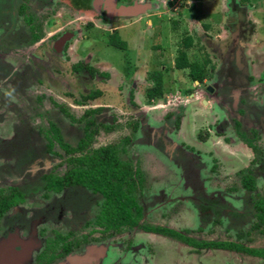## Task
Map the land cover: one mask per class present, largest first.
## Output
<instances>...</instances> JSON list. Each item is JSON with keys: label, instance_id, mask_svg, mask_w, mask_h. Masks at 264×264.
Masks as SVG:
<instances>
[{"label": "flooded vegetation", "instance_id": "obj_1", "mask_svg": "<svg viewBox=\"0 0 264 264\" xmlns=\"http://www.w3.org/2000/svg\"><path fill=\"white\" fill-rule=\"evenodd\" d=\"M65 1L66 0H0V88L2 86L1 82L9 86L16 85L17 87H14V89H20L22 87L26 88L28 84L33 82L40 84L44 80L50 81L52 78L55 80L57 76L63 77L62 74L64 73H62V69L68 64V66H70L68 76L73 79V82H68V85L65 84L69 90H64L63 96L79 98L75 101V106L73 108L76 110L84 109L83 114L76 119L66 108L64 109L59 106L60 110L68 114L67 116L72 121H76L77 124L82 126L76 146L71 145L65 140L60 126L54 123V121L50 122V127L47 129V132H43L47 143V154L54 153L56 145L66 154L65 164L67 169L64 172H60L59 169H53V167L47 170L49 167L48 162L52 160L46 157V154L39 159L32 160L33 164L31 165V170L28 171L25 169V172L34 174L37 170H33L32 166L36 167L40 163H45L46 165V168L41 172L40 176L34 174L35 177H33L31 183H35L36 185L33 186L30 184V189L22 187L19 182L14 184V179L5 176L9 179L6 178L7 180L3 181L9 182L10 185L7 189L0 188L2 198L7 197L10 199L14 194L18 193H21V197L17 204L11 205L4 214L0 216V233L2 232V224L5 226V230L0 234V264H106L107 261L110 264H130L132 260H136V257L133 255L139 251L137 247L135 248L132 245L131 241L126 242V248L124 250H121V244L112 243L115 239H118L114 234L120 233L124 229H135L141 225L145 208L141 206L137 198L138 192L143 188V184H138L139 181H137L138 185L134 190V195L136 196L139 206L142 208V217L140 218L138 226H125L119 231L106 230L104 227L97 225L96 220L99 215L98 213L93 219V225L96 229L98 228L97 230L103 233H99L100 235H89L85 233L79 236L77 232L73 230L65 232L58 228H49V225L55 226L61 223L60 221L62 218H65L64 211L63 213H59L57 219L51 220L45 216L44 212L39 213L37 217H35L34 214L24 209V206L27 205L28 202L29 204L37 203L36 200L39 197L43 200H49L52 196H59L67 190L70 191L74 188L90 191L92 195L100 197V195L93 193L90 189L82 185L63 184L60 190L49 188V182L55 180V178L66 182L67 174L72 172L75 167L80 166L78 162H71L72 159L81 158L88 154V152L98 149L93 148V144L96 136L100 134V132L111 133L114 130L112 124L105 122L100 117L103 113V109H100L101 107H94L92 104L103 96L102 91L98 88V84L109 82L114 77L110 70L105 72L99 71L98 65L108 64L113 71H116V77L121 82L117 90L120 92L125 91L130 98L133 97L136 90L140 87L134 82L131 85H126L131 77L134 76L135 68H143L145 66L148 68L144 73V77H142L143 81H141V84L144 83L145 85L144 93L146 96L147 91L152 89L155 85L154 76L158 73H164V81V76L166 73L169 74L172 68H163L162 65L159 64L157 69L150 70L149 66L141 64L142 62H135L134 66L128 61L127 66L129 68L127 70H116L111 63H103L96 54L106 49V47L121 50L126 54L131 53L130 45L128 41H126V35H129L131 25L145 21L147 25H149L148 28L155 30L154 34L159 38V36L163 34L161 30H156L159 27L158 22L161 18L160 9L166 7L165 14L173 15L170 21L175 30V28L178 29L182 20L176 19L174 16L177 14L180 15V9L186 8L189 13L187 17H190L191 13L195 10V5H189L187 3L179 4L181 0H70L71 9L69 13L71 17L70 20H66L63 16L65 14L62 13L65 7ZM249 2L252 3V0H231V2L226 5V9L222 7V16L220 17L218 26H216V30H223L224 32L214 36L215 42L211 40L215 28L210 24H201L202 33L197 32V37L187 32L183 34L184 36L188 35L193 38V46L188 50L190 60L198 61L199 59L201 64L206 63V71L204 78L199 81L194 80L190 76L189 70L188 75L192 84L191 88H179L176 94L169 91L171 95H177L183 92L187 95L188 99H190L189 102L193 103L186 105L185 109L178 107L166 113L163 125H167L166 122L169 121L171 127L170 129L161 127L164 129V132L157 133V145L152 144L154 149L156 148L158 151L164 150L161 155L168 153V146H171L172 149L176 151L174 156H179L180 153H182L187 159H192V156L201 159V151L196 148V145H191L184 153L182 150L183 145L180 144L179 147L178 143L168 139L169 132L172 133L173 131H179L181 129L180 121L182 119L188 118L189 122L191 121L194 126H198L200 120L204 119L203 113L199 112L198 108L196 109L198 112L195 110V112H197L196 114L193 112L194 109L192 108H196L195 102L197 101L203 110H210L209 115L213 116L212 118L214 119V121H209L206 125L199 123L200 127L198 126L197 137L201 139L200 141L202 143L206 144V142L210 140L212 132L216 134V136L218 135L219 138H224V141L230 139V142L232 137H227V132L233 131L235 139L246 146L247 149L251 150L254 155L252 162L255 161V157L258 155L262 156V160L264 159V151H262V153L259 148L261 132L264 136V32H262L263 34L260 36L259 34L261 32L259 33L257 21L249 17L251 14L248 9L250 7ZM168 6L171 8L169 9ZM78 10L91 11L93 13V15H88L89 19L84 28L81 27L82 23H79V26L74 25L80 18V16H77ZM44 11L48 14L43 20L41 18V13ZM182 18L184 19L185 17L183 16ZM56 23H58V27ZM55 27L57 28L55 29ZM79 36H81L80 47H76L77 44L72 41L79 43ZM171 39L174 38L172 37ZM115 42H118L120 45ZM196 44H199L198 46H200V49H198ZM99 45L103 47L100 48ZM35 46H38V48ZM152 47L151 50H153V52H159L164 49L156 45V43H154ZM179 48L176 50V57L173 61L174 68H176L175 61ZM35 49L39 50V54L35 51L33 57L31 55L28 57L23 56V54L28 55L29 51ZM165 50L166 49H164V51ZM191 50H196L197 53L200 52L198 55L199 57L201 55V59H196L197 54L193 55L192 59L190 56ZM125 59L130 60L128 57ZM166 87L167 85L164 82L165 97L163 99L165 101L168 93ZM256 89H259V92L255 93ZM99 92H101L99 98H89L91 95ZM46 97H48L46 93L37 96L39 101H43ZM84 98L88 99L85 100ZM146 101L149 102L148 97H146ZM153 102L155 101H150V103ZM216 108L220 111V115L213 112ZM244 119L248 120L250 123L244 122ZM254 120L257 126L254 124L252 125L251 122H254ZM89 122L95 124L91 127V130L93 132L98 130V132L95 134L90 144L89 140L85 139L87 147L83 151L78 150L75 153H69L61 146L59 141L54 138L52 124L59 129L62 142L76 148L79 143L86 138L85 128ZM107 127L110 129L107 130ZM228 128L231 129L229 130ZM39 131L42 133V129ZM126 139L129 141L125 142ZM126 139L124 143L128 144L130 139ZM0 142H2V140H0ZM195 142L194 140V143ZM51 143L53 147L50 150L49 145ZM119 150L121 151V159L127 162L128 165L130 164L134 169L129 159H123V154L126 152L125 147L119 148ZM165 155L167 156V154ZM176 160L177 159L172 161L181 167L179 161ZM239 162H243L242 159L239 158ZM259 162L256 168L243 166L238 173H236L242 187L247 193H250L249 198H251L252 193L257 188V178L262 175V169H258ZM19 167L20 166H18V168ZM180 169H182V167ZM134 170L136 171L139 169ZM11 172L14 173L15 170L11 169ZM181 176H183V174H181ZM248 178L252 183L250 189H247L244 185ZM0 184H2V182ZM263 199L264 193L257 201L247 202L245 200L246 202L243 203L247 205V207L244 214L237 209L236 205L228 203L227 207L226 202L223 201V203H219V201L216 200L215 204L220 209L214 211V215L218 218H216L213 223L219 224L221 223L220 218H225V220L237 230L242 216L253 213L254 219L258 221L255 223L254 228L258 229L264 227V219L262 218L264 212L258 209L259 206L262 205L260 201ZM102 202L103 201H96L97 207L100 209ZM4 221L7 224L4 223ZM87 225H89V223H87ZM147 227L166 229L165 227L158 226ZM143 230L146 233L161 235L168 238L170 241L175 240L184 246L193 248V257L202 256L200 252L204 250H219L225 253L245 254L249 259L256 258L264 261L263 257L250 255L244 250L227 249L223 246L225 244H234L240 248L253 249L240 243L227 241H197L183 233L168 229L186 237V239L191 240L192 243L181 240L175 236L149 231L146 229V226ZM243 236L244 235H240V238L243 239ZM219 244L221 245L220 247L212 246ZM171 248H173L174 251L177 249L181 250L180 247L177 246ZM132 251L135 254H131ZM139 252L141 253V251ZM159 253V248H157L155 244H151V249L150 251L148 250V256L144 255L146 256L145 258L142 256L145 260L144 263L151 261L158 264ZM110 254L112 257L109 256ZM126 259L130 261L123 263ZM242 261L243 260L239 259L237 262L239 264L247 263H243ZM135 262L137 263V260Z\"/></svg>", "mask_w": 264, "mask_h": 264}, {"label": "rangeland", "instance_id": "obj_2", "mask_svg": "<svg viewBox=\"0 0 264 264\" xmlns=\"http://www.w3.org/2000/svg\"><path fill=\"white\" fill-rule=\"evenodd\" d=\"M70 2V0H66L64 2V11L62 10L66 20H70L71 17L69 13L71 9ZM230 2L231 0H181L179 4H194L195 10L190 17H187V15L189 16L188 9H180L181 14H177L174 17L182 20V23L175 30L170 21L173 15L165 14L166 7L164 6V9L159 10L161 18L158 22L159 27L156 29L161 30L163 33L159 38L154 34L155 30L148 28L149 25L145 21L134 23L130 26L129 35H126V41L130 45L131 53L126 54L121 50L106 47V49L96 54L103 63H111L116 70H127L129 68L127 66L128 61L133 65L135 62H142L141 64L148 65L150 70L157 69L159 64L163 68H172L170 73H166V77L164 76L168 91L166 101L159 99L150 103L146 101L145 85L143 82L141 84V81H143L142 77H144V73L148 69L146 66L133 68L135 71L134 76L131 77L126 85H131L134 82L140 87L136 90L133 97L130 98L125 91L120 92L117 90L121 82L116 77V71H113L108 64L98 65L99 71L110 70L114 77L109 82L98 84L103 96L92 104L94 107L103 109L100 117L105 122L112 124L114 130L111 133L100 132L94 140L93 148L111 144L118 145L119 148L125 147L126 152L123 154V159H129L134 169H139L144 177L143 188L137 194L139 203L145 208L141 225L135 229H124L120 233L114 234L118 239L112 242L118 245L121 244V250H124L126 242L131 241L132 245L141 251V253L138 251L136 254L133 251L131 252V254H135L133 256L136 257L138 264H155L151 261L144 263L145 260L142 258L144 255L148 256L151 244H155L160 250L158 264H239L237 262L239 259L243 260V263L247 262L244 264H264L263 260L249 259L245 254L225 253L219 250H204L200 252L202 256L193 257V248L184 246L172 239L170 241L161 235L146 233L143 230L145 226L165 227L190 236L197 241L236 242L249 248L264 249V227L254 228L255 223L258 221L254 219L253 213L250 215L245 214L246 216H242L241 219L238 218L240 221L237 230L225 218H220L221 223L219 224L213 223L218 218L214 215V211L220 209L215 204L216 200L219 203L226 202L227 207L228 203L236 205L237 209L244 214L247 205H244L243 202L257 201L263 195L264 159L262 160V156H256L255 161L252 162L254 155L251 150L235 139L233 131L227 132V137H232L233 141L229 142L230 139L224 141V138H219L218 135L216 136L212 132L210 140L206 144L202 143L201 139L197 137V130L200 127L199 123L206 125L209 121H214V119L212 118L213 116L209 115L210 110H203L197 101L195 102L196 108H192L194 109L193 112L196 114L199 111L204 115V119L198 123L199 127L192 125L188 118L182 119L180 121V132L178 130L172 133L169 132L168 139L178 143L179 147L180 144L183 145L182 150L184 153L191 145H196V148L201 151V159H197L194 156H192V159H187L182 153L179 156H174L176 151L171 146H168V153H165L167 156L165 154L161 155L164 150L158 151L156 148L155 150L152 145H157V133L164 132L161 127L167 129L171 127L168 120L166 122L167 125H163L166 113L178 107L185 109L186 105L193 103L189 102L190 99L183 92L177 95H171L170 93L172 91L173 94H176L177 89L191 88L192 85L188 75L189 70H180L173 66L176 50L181 45L183 34L187 32L197 37V32L202 33L201 24H210L215 28V32H211V40L215 42L214 36L224 32L223 30H216V26H218L222 16V7L226 9V5ZM249 4L250 7L248 9L251 13L249 17L257 21L259 33L261 32L259 35L262 36V32H264V0H252V3L249 2ZM46 11L41 13L43 20L48 14ZM77 12V16H80V18L74 25L79 26V23H82L81 27L84 28L89 19L88 15H93V13L83 10H78ZM183 16L185 17L184 19L182 18ZM56 26L58 27V23H56ZM172 37L174 39H171ZM80 39L81 36H79V43L72 41L77 44L76 47H80ZM154 43L166 50L162 49L159 52L157 51L158 53L153 52L151 49ZM198 45L196 44L198 49H200ZM99 46L100 48L103 47L102 45ZM35 47L38 48V46ZM35 51L36 53L39 52L38 49L31 50L28 55L23 54V56L28 57L31 55L33 57ZM198 53L200 54V52ZM198 53L196 50H191V58L193 59V55L197 54L196 59H201V55L199 57ZM126 56L130 60H126ZM62 71L64 73L62 74L63 77L57 76L55 80L53 78L50 81L44 80L40 84L33 82L28 84L26 88L14 89V87H17L16 85L9 86L1 82V189L9 187L10 183L3 181L9 179L7 177L14 179V184L19 182L22 187L28 189H30V184L36 185L31 183V180L35 177L34 174L40 176L41 172L46 168L45 163H40L36 167L32 166L33 170H37L34 174L25 171L31 170L33 159H39L48 153L43 132H47L51 121L60 126L62 135L68 143L73 146L77 145L82 126L77 124L76 121H72L67 116L68 114L60 110L59 106L66 108L76 119L83 114L84 109L76 110L73 108L75 101L79 98L63 96V91L69 90L65 84L68 85V82H73V79L68 76L70 72L68 64L63 67ZM257 92H259V89L255 90V93ZM45 93L48 97L43 99V101H39L37 96ZM197 108L198 111L196 110ZM213 112L220 115V111L217 108ZM244 122L250 123L246 119H244ZM251 123L257 126L255 120ZM41 129L42 133L39 131ZM228 129L230 130L231 128ZM126 138L130 139L128 144L124 143ZM194 140L196 141L195 143ZM259 148L261 152L264 151V136L262 132ZM46 157L52 160L48 162L49 167L47 170L53 167V169H59L60 172H64L67 169L65 164L66 154L58 145H56L54 153L47 154ZM239 158L243 162H239ZM175 159L179 161L182 169L172 161ZM258 162L260 164H258V169H262V175H258L257 188L252 193L251 198H249L250 193H247L242 187L236 173L243 166L256 168ZM18 166L20 167L18 168ZM11 169L15 170V172L12 173ZM96 201L101 202L103 198L92 195L90 191L74 188L59 196H52L49 200H43L39 197L36 200L37 203L29 204L28 202L24 209L34 214L35 217L39 213L44 212L45 216L51 220L57 219L59 213L64 211L65 218H62L61 223L55 226L49 225V228H58L65 232L73 230L79 236L85 233L98 235L103 232L97 230L98 228L96 229L93 225L95 215L100 212ZM4 223L6 222L4 221ZM4 230L5 226L2 224L1 231L3 232ZM240 235H244V238H240ZM175 246L180 247L181 250L177 249L174 251L171 247ZM109 256L112 257L111 254ZM136 260H132L130 264H137ZM129 261L126 259L123 263ZM108 263L107 261L106 264Z\"/></svg>", "mask_w": 264, "mask_h": 264}, {"label": "trees", "instance_id": "obj_3", "mask_svg": "<svg viewBox=\"0 0 264 264\" xmlns=\"http://www.w3.org/2000/svg\"><path fill=\"white\" fill-rule=\"evenodd\" d=\"M115 43L119 44L118 42ZM192 46L193 38L188 35L184 36L175 61L176 68L180 70H190V76L194 80L201 81L204 78L207 64H201V61L190 60L188 50H190L189 48ZM154 78V87L147 91L149 102L152 100L157 101L165 97L163 73L156 74ZM100 96L101 92L91 95L89 98H99ZM84 99L87 100L88 98ZM93 125L95 124L90 122L87 124L85 128L86 138H84L76 148L62 142L59 129L54 124H52V130L54 132V138L59 141L61 146L66 149L67 152L75 153L78 150L83 151L86 149L87 145L85 139L89 140V144L92 142L95 134L98 132V130L94 132L91 130ZM106 129L109 130L110 128L107 127ZM128 141V139L125 140V142ZM52 147L53 144L51 143L49 145L50 150ZM120 152L118 146L109 145L90 151L81 158L72 159L71 162H78L80 166L75 167L72 172L67 174L66 182L55 178V180L49 182V188L60 190L63 184L82 185L90 189L93 193L100 195V197L103 198V202L96 224L104 227L106 230L119 231L125 226H138L140 218L142 217V208L137 202L134 190L138 184H143V175L141 171H135L130 164L128 165L127 162H124L121 159ZM249 180L248 178L244 184L247 189H250L252 185L251 180ZM137 181H139L138 184ZM20 197L21 193L14 194L10 199L7 197L2 198L0 193V216L3 215L11 205L17 204ZM260 203H262V205H260L258 209L264 212V199L261 200ZM262 216L264 219V214ZM146 229L168 236H175L186 242H192L172 230L149 227H146ZM212 246L220 247L221 245ZM223 246L227 249L244 250L250 255L264 258V250L240 248L234 244H225Z\"/></svg>", "mask_w": 264, "mask_h": 264}]
</instances>
